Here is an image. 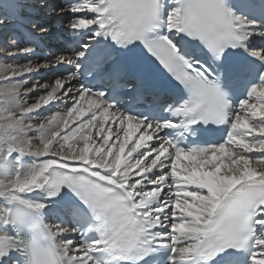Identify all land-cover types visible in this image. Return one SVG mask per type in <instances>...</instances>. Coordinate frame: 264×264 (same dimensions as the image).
I'll return each instance as SVG.
<instances>
[{
    "label": "snow or ice",
    "instance_id": "obj_1",
    "mask_svg": "<svg viewBox=\"0 0 264 264\" xmlns=\"http://www.w3.org/2000/svg\"><path fill=\"white\" fill-rule=\"evenodd\" d=\"M35 7L0 0L8 59L50 32ZM56 11L72 35L50 91L29 104L39 69L0 62V264H264V0Z\"/></svg>",
    "mask_w": 264,
    "mask_h": 264
},
{
    "label": "bare ground",
    "instance_id": "obj_2",
    "mask_svg": "<svg viewBox=\"0 0 264 264\" xmlns=\"http://www.w3.org/2000/svg\"><path fill=\"white\" fill-rule=\"evenodd\" d=\"M35 19H38V17L35 16ZM55 32H60L61 34H64V35L71 34V33L65 32V30L63 29V26H62V27H59V28L55 29L54 31H50L47 35L53 34ZM2 46L4 48L0 47V54L2 55V56H0V62H2L4 64H10L12 67H21L22 68L25 64H27L29 62V60H31L33 68L34 69L38 68L39 71H34L30 76H26V79L28 80V85H29V82L33 83V85H35V83L38 84L40 82L41 83L44 82L48 86V88L51 89L50 85H48V81L50 79H52L55 74H52L50 69L47 72V70H46L47 66H45L43 62L35 60L32 55L31 56L17 55L14 59H8L10 53L18 52L19 50L7 47L6 44L2 45ZM25 57H27V60L25 59ZM8 75H11V74L8 73ZM53 80H54V78L52 79V81ZM73 84H74V82H73ZM30 87H32V86H30ZM37 87H40V86L36 85V88L34 89L36 95L31 96V97L28 98V103L29 104L35 103L37 97L39 95H43V94H40V93L37 92V90H38ZM41 87H43V86H41ZM74 87H76L75 84H74ZM65 103L70 105L71 104V100L69 99ZM64 106H65L64 103H56L54 107L50 105L49 106V109H50L49 111H44L43 109L41 110L42 116H49V115L53 114L56 111L63 112L64 111V109H63ZM83 106H84L85 109H87V103L86 102L84 103ZM42 116H41V118H43ZM32 123L35 125L36 121L34 120ZM81 146H82V143H81ZM28 159L30 160L31 158H28ZM253 166L256 167L257 165L253 164Z\"/></svg>",
    "mask_w": 264,
    "mask_h": 264
},
{
    "label": "rangeland",
    "instance_id": "obj_3",
    "mask_svg": "<svg viewBox=\"0 0 264 264\" xmlns=\"http://www.w3.org/2000/svg\"><path fill=\"white\" fill-rule=\"evenodd\" d=\"M32 84V83H31ZM51 84H53V83H51ZM33 85V84H32ZM41 86H43L44 87V84H40V87H38V88H43V87H41ZM27 87H30V86H27ZM39 90V89H38ZM42 90H39V92H41ZM43 118L44 117H47V116H42Z\"/></svg>",
    "mask_w": 264,
    "mask_h": 264
}]
</instances>
